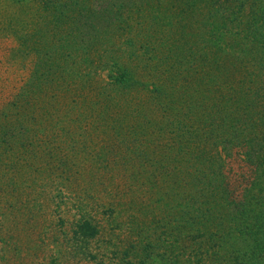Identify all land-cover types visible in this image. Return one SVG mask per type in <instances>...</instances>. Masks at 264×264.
<instances>
[{
  "label": "rangeland",
  "instance_id": "obj_1",
  "mask_svg": "<svg viewBox=\"0 0 264 264\" xmlns=\"http://www.w3.org/2000/svg\"><path fill=\"white\" fill-rule=\"evenodd\" d=\"M197 1L0 0V264L137 263L147 240L176 264L251 254L263 169L237 132L264 72Z\"/></svg>",
  "mask_w": 264,
  "mask_h": 264
},
{
  "label": "trees",
  "instance_id": "obj_2",
  "mask_svg": "<svg viewBox=\"0 0 264 264\" xmlns=\"http://www.w3.org/2000/svg\"><path fill=\"white\" fill-rule=\"evenodd\" d=\"M198 2L202 3V8H200L202 13L200 14L203 16L204 18L203 20L205 24L212 26V31H214L213 33L215 35H211L212 32L210 29L211 38L218 39L216 41L217 43L216 45L221 46L220 43H222L225 47L229 48L235 53H239V54L246 53V55H249V57L252 58V61H254L257 66L258 65L260 66L259 69L263 73L264 72V0H198L197 3ZM219 14H222L223 19L220 22H217L216 20L219 18ZM229 22L232 25H230ZM226 31L230 32L229 34L231 36V41H228V43H226L225 41ZM211 38H209V40H211ZM234 38H236V40L233 43H231L232 39ZM206 42H208V39L206 40ZM239 42H243L245 44L248 42L250 43L246 48V45H240ZM241 46L243 47V49L240 48ZM242 50H244V52H242ZM111 61L113 60L111 59ZM213 66L214 65H212V67ZM215 67L217 68V65H215ZM131 80L132 79H131L130 71L126 68L121 70L119 77H117V82L121 84L131 83ZM260 103L261 100L258 103H255L253 108H255V106L258 104L260 105ZM254 114L255 112L253 111L254 117L252 118L254 120L253 121L254 123H252V128L254 129V131L252 135L251 133L247 135L246 132H237V142L240 143L246 140L245 143L243 144L246 145L247 148L245 155L247 156V158L249 159L251 158L253 160L252 161L253 164L258 169H263L261 171V176L259 178V181L264 182V106L263 108L260 109L259 113L255 115ZM256 122H258V124ZM6 133L9 135V132ZM2 141L6 143V137L2 138ZM203 155L208 158L209 154L205 153L204 151ZM172 163L175 164V160H172ZM175 169L176 168L173 167L174 171ZM150 175L151 177H148L147 180L149 182H151L152 180L154 181L156 179L155 175L152 174ZM175 180L176 181L174 185H176L177 180L180 179L176 178ZM153 189L154 188H152V190ZM262 190L264 191V188H262ZM171 191H173V189H171ZM181 191L182 194L184 193V195H186V192L184 190ZM256 197L257 196L255 195L254 198ZM179 203L180 201H176V203L174 202L172 205H168V204L167 205L169 208L174 207L173 209L175 210V207L179 208ZM261 205H264V201H262ZM242 215L244 216L243 220L247 221L249 219L247 211L244 214L242 213ZM257 216H261V217H258L259 222L256 221L254 224L258 232L255 233L254 238L256 240V243H254L253 251L250 254V252L247 250H244L243 253L242 250L236 249L233 255L232 262H228L229 264H263L262 259L264 258V214ZM78 229L83 230L84 234H86V236L89 238L97 237V235L99 234L96 226L93 225L90 221H85L84 223L80 224L78 226ZM142 243L144 244V247L141 250L142 255L141 253L136 254L135 252L136 256L137 257L139 256L137 263L127 261V264H153V260L155 264H176L175 260L179 259V256H177V253L174 250L175 247L174 243H171L170 246L167 245L166 250L163 251L165 255H160L157 258H155L154 256L156 255L157 250L160 249L159 246H155L154 242L148 240ZM216 244L219 245L220 247L223 246L219 243ZM257 244L262 252L261 254H258L255 251ZM153 250H156V252H154ZM128 255L129 252H126L125 258H127ZM182 263L183 260L177 262V264H182Z\"/></svg>",
  "mask_w": 264,
  "mask_h": 264
}]
</instances>
